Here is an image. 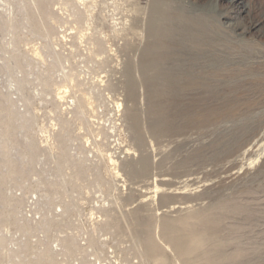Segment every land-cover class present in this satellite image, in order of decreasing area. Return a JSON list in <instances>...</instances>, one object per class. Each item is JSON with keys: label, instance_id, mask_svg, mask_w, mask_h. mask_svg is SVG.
Here are the masks:
<instances>
[{"label": "rangeland", "instance_id": "374dc122", "mask_svg": "<svg viewBox=\"0 0 264 264\" xmlns=\"http://www.w3.org/2000/svg\"><path fill=\"white\" fill-rule=\"evenodd\" d=\"M157 1L187 14L162 38L180 73L159 96L135 73L133 101L153 38L128 0H0V264H264V0H134Z\"/></svg>", "mask_w": 264, "mask_h": 264}, {"label": "bare ground", "instance_id": "6f19581e", "mask_svg": "<svg viewBox=\"0 0 264 264\" xmlns=\"http://www.w3.org/2000/svg\"><path fill=\"white\" fill-rule=\"evenodd\" d=\"M57 1V0H56ZM68 1H71V0H61V2H68ZM84 1V0H83ZM102 1V0H101ZM129 1V7H131L129 9V12L130 13V20H129V25H128V31H129V34H132L133 36L137 34V31L138 29L140 28L139 26V23H140V20H141V16L143 14H145L146 16V25H145V28L146 30L148 31L149 33V36L153 38V40L151 41V43L149 45H147L144 49H142L141 53H140V57H139V60H138V64L136 66L132 65L130 60L131 58H127V59H130L128 60L127 62L124 63V66L122 68V75L125 77V83H126V89H127V96L129 99L131 100H135V96H136V92H135V87H136V83H137V80L135 78V73L138 74V82L140 83V85H142V87L144 86L145 89H146V92H150V93H156L158 94V96L160 95V92L162 93V90L163 88L161 87L162 85L159 84V82H162V81H167L168 79H171L172 77L174 78V73H177L175 72L174 70H171L170 68L169 69H165L163 68V64L164 62H166L169 58V52H168V49H167V46L166 44L162 41V38L165 37H169L170 36V33H171V30L172 28H170V23L171 22H174L175 20H179L181 19V17H183L184 15L186 16L187 14H185L183 12L182 9H169L167 8V5L163 4V2H160V1H157V2H154L152 3V5L149 7V9L147 11H144L142 9H140L138 7V2L135 3L134 0H128ZM166 1V0H165ZM176 1V0H175ZM53 2V1H52ZM177 2V1H176ZM180 2V1H179ZM80 3V2H79ZM166 3V2H165ZM173 3V2H172ZM183 3V2H182ZM59 4V3H57ZM64 4V3H63ZM178 4V2L176 3ZM149 5V4H148ZM67 6V5H66ZM102 6V5H101ZM172 6V5H171ZM175 6V4H174ZM177 6V5H176ZM180 6V5H179ZM60 7V6H59ZM87 7V6H86ZM178 7V6H177ZM80 8V7H79ZM78 8V9H79ZM77 9V8H76ZM185 10V9H184ZM190 11V10H189ZM80 12V10H79ZM183 12V13H182ZM187 12V10H186ZM191 12V11H190ZM189 12V13H190ZM64 13V12H63ZM72 15H75L72 14ZM116 16V15H115ZM126 16V15H125ZM190 16V15H189ZM192 16V15H191ZM187 17V16H186ZM76 18V17H75ZM117 18V17H116ZM184 18V17H183ZM87 19V18H86ZM115 19V17L113 18ZM118 19V18H117ZM122 19V18H121ZM190 19V18H189ZM85 20V19H84ZM103 25L105 24V19L103 18ZM112 20V19H111ZM184 20V23H185V18L183 19ZM182 20V21H183ZM188 20V18H187ZM191 20V19H190ZM189 20V22H191ZM69 21V20H68ZM89 21V20H88ZM114 22L111 24V31L113 33H117V22H115V20H113ZM118 21V20H117ZM126 22H128L126 19L124 20ZM181 21V22H182ZM74 22H77L76 19H74ZM179 22V21H178ZM180 22V23H181ZM198 22V21H197ZM177 23V22H176ZM188 23V22H187ZM194 23V22H193ZM193 23H190V24H193ZM199 23V22H198ZM73 24V23H72ZM87 24V23H86ZM126 24V23H125ZM183 23H181L182 25ZM186 24V23H185ZM189 24V23H188ZM201 24V23H200ZM85 25V23H84ZM176 25V24H175ZM179 25V23H178ZM177 25V26H178ZM196 25V24H195ZM191 26H194V25H191ZM198 26V25H196ZM179 27V26H178ZM186 27V26H185ZM183 26V28H185ZM181 28V26H180ZM190 28V27H189ZM188 28V29H189ZM125 29V28H124ZM174 29V28H173ZM198 29V27L196 28ZM120 30V28H119ZM179 31L183 30V29H178ZM187 30V29H186ZM123 31V30H122ZM125 31V30H124ZM121 32V31H119ZM174 33V32H172ZM195 34V32H193ZM161 34V36L159 35ZM173 35V34H172ZM127 36V35H126ZM158 36H160V38H158ZM81 37V36H80ZM172 37V36H171ZM83 38V37H82ZM196 38V37H195ZM80 39V38H79ZM164 39V38H163ZM82 43V42H81ZM193 43V42H192ZM196 46V44H195ZM179 47V46H178ZM177 47V48H178ZM194 47V46H193ZM195 48V47H194ZM106 48L104 47L103 43L102 42H98L96 47H94L91 51L93 53V55H97L98 54L100 55V53H104V51L106 52L105 50ZM191 49V48H189ZM109 50V49H108ZM174 50V48H173ZM172 50V51H173ZM180 50V49H179ZM135 51L134 50V46L132 47L131 44H129V42L125 41L123 43V45L121 46V52H123L124 54L125 53H129V52H133ZM171 51V52H172ZM192 51V50H191ZM175 52V51H174ZM174 52H173V55H174ZM182 52V51H181ZM184 53V52H183ZM191 55H192V52H190ZM91 54V53H90ZM177 55V54H176ZM175 55V56H176ZM187 55V53H186ZM92 56V55H91ZM101 56V55H100ZM172 57V53H171V56ZM189 57V56H188ZM92 58V57H91ZM96 58V57H95ZM172 58H175V57H172ZM182 58V56H181ZM184 58V57H183ZM97 59V58H96ZM171 59V58H170ZM179 59H180V56H179ZM178 58L177 60L180 61ZM197 59V58H196ZM195 59V60H196ZM190 60V59H189ZM132 61V60H131ZM177 61V62H178ZM183 61V60H182ZM188 61V60H187ZM176 62V63H177ZM184 62V61H183ZM182 62V63H183ZM58 63V62H57ZM179 63V62H178ZM63 64V63H62ZM169 64V63H168ZM165 65V64H164ZM172 65V64H171ZM175 65V63L173 64ZM167 66V65H166ZM180 66V63L179 65ZM60 67V66H59ZM62 67V66H61ZM176 67V66H175ZM182 67V66H181ZM180 67V69H181ZM168 68V67H167ZM177 68V67H176ZM178 69V68H177ZM176 70V69H175ZM179 70V69H178ZM180 73V72H178ZM209 74V73H208ZM177 76V75H176ZM76 77V76H75ZM190 77H193V76H190ZM74 78V77H73ZM178 78V77H177ZM180 78V76H179ZM77 79V78H76ZM174 80V79H173ZM177 80V79H176ZM170 81V80H169ZM68 82V81H67ZM75 81H73V84ZM163 82V83H164ZM168 82V81H167ZM175 81H173L174 83ZM77 83V82H76ZM162 83V84H163ZM94 84V83H93ZM110 84V83H108ZM204 84V83H202ZM206 84V83H205ZM77 85V84H76ZM82 85V84H81ZM107 85V84H106ZM165 85V84H164ZM180 85V84H179ZM197 85V84H196ZM113 86L112 85H108V88H112ZM166 87V86H165ZM168 87V86H167ZM67 88V86H66ZM73 88V87H72ZM162 88V89H161ZM65 89V87H64ZM69 89V88H67ZM168 89V88H167ZM167 89H165L167 91ZM74 90V89H73ZM63 96L59 98V101L61 100L62 102H64L66 100V96L67 95V90L65 89L63 92ZM61 93V94H62ZM166 93V92H165ZM155 94V95H156ZM154 96V94H152ZM157 96V97H158ZM68 97V96H67ZM70 98V96H69ZM72 100V99H71ZM70 100V101H71ZM60 101V102H61ZM78 103V102H77ZM56 104V103H55ZM116 104V103H115ZM135 105V104H134ZM80 107V106H79ZM120 107V104L119 102L117 103V107L116 108H119ZM121 108V107H120ZM117 110V109H116ZM137 110V109H136ZM127 112V111H125ZM134 112H137V111H134L130 113V123H132V127L134 126L135 128H137V120L139 119L138 116L134 113ZM161 113V112H160ZM159 115V114H158ZM159 117V116H158ZM162 117V116H161ZM164 118V117H163ZM163 121V120H161ZM139 122V121H138ZM163 124V123H162ZM131 126V124H130ZM154 127V126H153ZM152 124L148 123V128L152 129ZM157 127V125H156ZM158 128V127H157ZM100 129V128H99ZM104 129V128H103ZM102 129V130H103ZM129 129V128H128ZM133 129V128H131ZM105 130V129H104ZM135 130V129H134ZM137 131V130H136ZM111 132V131H110ZM99 133V132H98ZM103 133V132H102ZM98 135V134H97ZM102 135V134H100ZM108 135V134H107ZM264 135V134H263ZM137 137V136H136ZM139 137V136H138ZM137 137V139H138ZM140 138V137H139ZM262 138H264V136H262ZM261 138V139H262ZM260 139V138H259ZM135 140V138H134ZM139 140V139H138ZM115 141V140H114ZM141 141V140H139ZM256 142V141H255ZM261 142V141H260ZM109 146V145H108ZM251 146V144L249 145ZM254 146L258 147L257 148V151H259L258 153V157L257 159H259L260 156H262L261 154H263V150H264V142L262 143H258V141L254 144ZM256 147H255V150H256ZM115 148V147H114ZM110 149V148H109ZM100 150V149H99ZM105 150V149H104ZM108 150V149H107ZM102 151V150H101ZM247 151V150H246ZM104 152V151H103ZM108 152V151H107ZM106 152V153H107ZM102 153V152H101ZM112 153H107V160L108 162L110 163V165L112 166H117L118 165V160H116L113 156ZM146 160L142 159V165L143 167L145 168V166L147 165V161L145 162ZM254 161V160H253ZM252 163V162H251ZM141 166V165H140ZM147 167V166H146ZM119 170V169H117ZM144 170V169H142ZM157 189V188H156ZM155 189V190H156ZM162 230H163V235L166 237H164L165 239L168 240L169 244L172 245V247L177 251V253L181 256V257H185L186 255H188L189 253H191L192 251V245H189L190 242H192L191 240L193 238H191L189 235H184L182 234L180 231H178L177 229H174L173 227V223L169 220H166L164 219L162 221ZM199 239V238H198ZM152 244V243H151ZM200 244H202L200 242ZM154 245V244H153ZM203 245V244H202ZM57 247V246H56ZM200 247V246H199ZM148 248V246H147ZM154 248H156L154 246ZM153 247H149L147 250H148V253L149 254H153L155 253V250ZM174 250V251H175ZM157 251V250H156ZM187 257V256H186ZM185 257V260L187 259ZM190 257V256H189ZM188 257V258H189ZM187 261H190V260H187ZM211 262V261H210ZM207 264V263H206Z\"/></svg>", "mask_w": 264, "mask_h": 264}]
</instances>
